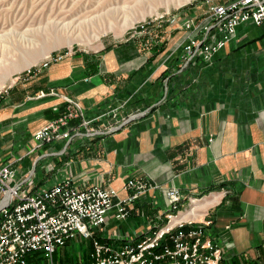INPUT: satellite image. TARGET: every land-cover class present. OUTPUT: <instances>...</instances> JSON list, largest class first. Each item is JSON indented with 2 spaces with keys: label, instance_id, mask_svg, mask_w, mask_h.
Returning a JSON list of instances; mask_svg holds the SVG:
<instances>
[{
  "label": "crops",
  "instance_id": "1",
  "mask_svg": "<svg viewBox=\"0 0 264 264\" xmlns=\"http://www.w3.org/2000/svg\"><path fill=\"white\" fill-rule=\"evenodd\" d=\"M201 7L158 19L105 51L41 63L11 85L0 99V164L11 163L20 179L32 176L36 187L67 174L79 188L113 186L115 202L129 178L159 185L129 205L125 220L113 206L98 232L113 242L156 223L169 187L181 189L184 203L209 194L190 208L216 195L197 221L213 220L223 264H264V26L244 24L210 62L189 61L183 48L193 28L184 24L206 18ZM67 97L82 103L100 137L83 126L34 149V132L66 112ZM212 186L220 188L200 196Z\"/></svg>",
  "mask_w": 264,
  "mask_h": 264
},
{
  "label": "built area",
  "instance_id": "2",
  "mask_svg": "<svg viewBox=\"0 0 264 264\" xmlns=\"http://www.w3.org/2000/svg\"><path fill=\"white\" fill-rule=\"evenodd\" d=\"M162 18L164 15L158 19ZM155 21H146L133 31ZM244 24L264 26V0H219L200 23L195 25L190 19L184 24L193 28L183 48L186 59L200 57L210 62ZM65 56L52 54L41 66L48 67ZM35 69L30 67L26 75ZM7 90L1 89L0 99ZM66 101L64 114L34 132V149L69 139L72 131L90 124L91 120L84 119L80 101L69 97ZM75 120L80 122L72 125ZM159 187L145 178H129L122 188L126 195L115 202L119 196L116 187L92 184L79 188L68 174L36 187L32 176L20 179L11 163H1L0 264H45L47 260L54 264V255L75 240L91 241V250L81 259L64 264H223L224 247L210 233L212 219L205 216L201 222L170 225L184 206L183 194L176 186L166 190L164 217L136 236L113 242L98 234L113 206H117L116 218L125 220L129 205Z\"/></svg>",
  "mask_w": 264,
  "mask_h": 264
},
{
  "label": "rangeland",
  "instance_id": "3",
  "mask_svg": "<svg viewBox=\"0 0 264 264\" xmlns=\"http://www.w3.org/2000/svg\"><path fill=\"white\" fill-rule=\"evenodd\" d=\"M218 1L0 0V90L9 89L27 76L30 67L39 66L52 54H66L64 60L80 53L105 51L110 46L124 43L134 28L146 21H158L162 15L166 18L196 4L208 10ZM28 59L29 63L19 66ZM84 119L90 120L87 115ZM86 128L93 131L95 137L101 131L91 128L90 124ZM106 148L101 146V151ZM203 197L186 201L181 212L191 209L192 199ZM91 246L88 240H75L58 251L52 262L64 264L79 260L90 252ZM262 258L264 262V248Z\"/></svg>",
  "mask_w": 264,
  "mask_h": 264
},
{
  "label": "bare ground",
  "instance_id": "4",
  "mask_svg": "<svg viewBox=\"0 0 264 264\" xmlns=\"http://www.w3.org/2000/svg\"><path fill=\"white\" fill-rule=\"evenodd\" d=\"M25 62L29 63L30 59L23 61L22 63L19 64V66ZM215 201H216V195L204 198L203 200H200V201H198V200L195 201L194 206L190 210H187L186 212L182 211L178 216H176L172 219L170 225L173 226L179 222H187V221H194V220L197 221V220L202 219L204 216L205 210L210 205H212Z\"/></svg>",
  "mask_w": 264,
  "mask_h": 264
},
{
  "label": "trees",
  "instance_id": "5",
  "mask_svg": "<svg viewBox=\"0 0 264 264\" xmlns=\"http://www.w3.org/2000/svg\"><path fill=\"white\" fill-rule=\"evenodd\" d=\"M164 48V47H163ZM220 188V186H212L210 187L207 191L203 192L200 196H203L204 194L213 191V190H218ZM100 237V235H98ZM109 240V239H108Z\"/></svg>",
  "mask_w": 264,
  "mask_h": 264
},
{
  "label": "water",
  "instance_id": "6",
  "mask_svg": "<svg viewBox=\"0 0 264 264\" xmlns=\"http://www.w3.org/2000/svg\"><path fill=\"white\" fill-rule=\"evenodd\" d=\"M136 117H137L136 114L128 117V119L125 122H123L119 127H122L124 124L130 122L131 120L135 119Z\"/></svg>",
  "mask_w": 264,
  "mask_h": 264
}]
</instances>
